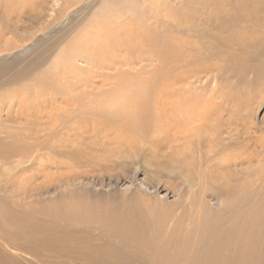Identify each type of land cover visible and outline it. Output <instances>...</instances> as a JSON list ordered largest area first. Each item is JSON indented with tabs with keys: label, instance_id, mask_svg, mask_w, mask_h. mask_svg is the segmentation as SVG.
Returning a JSON list of instances; mask_svg holds the SVG:
<instances>
[{
	"label": "rangeland",
	"instance_id": "rangeland-1",
	"mask_svg": "<svg viewBox=\"0 0 264 264\" xmlns=\"http://www.w3.org/2000/svg\"><path fill=\"white\" fill-rule=\"evenodd\" d=\"M163 1L166 0H0V68L6 61L19 59L0 73V135H16L26 128L34 132L43 130L59 118L64 120L57 124L66 126L65 133L48 140L54 152H40L35 161L31 159V163L22 165L24 173L21 168L11 170L0 165V221L6 216L3 209L7 208L10 214L13 210L28 211L47 222L56 218L55 224L68 228L71 238H81L85 232L99 245L100 230L108 229L100 217L106 224L111 222L110 226L115 218L127 224L145 218L151 224L145 228L157 237L165 229L177 231L181 201H186L185 206L194 197L200 201L201 193L211 187L236 185L237 189H244L255 182L264 183V69L260 71V81L254 80L253 86L244 81L248 78H237L231 72H225L222 81L212 79L211 75L210 82L202 74L193 88L175 79L168 80V74L162 75L157 69L164 62L162 58L151 50L150 53L146 45H138L139 49L132 47L131 42L141 38L134 33L137 26L147 29L149 21L161 19L164 30L165 24H174L166 18L167 13L173 15L177 6H188L187 0H169L166 6ZM227 1L222 0V12L233 11L231 16L235 19L241 13L240 8L234 7L240 0ZM246 1L254 0L241 4L251 12ZM228 5L230 9H224ZM230 24H239L240 28L233 34L222 29V41H228L222 45V68L229 64V53L235 56L243 49L251 53L253 49L246 45L247 40L259 39L264 33V26L259 27L246 17ZM125 58L130 61L125 62ZM235 58L230 67L244 70L247 63ZM92 61L97 65H90ZM105 62L111 65L107 68ZM252 66H264V58ZM151 74L156 81L142 83L153 78ZM248 77L253 78L251 74ZM164 78L166 85L161 81ZM205 85L208 87L204 91L201 88ZM214 90L217 91L213 93ZM184 91L188 93L183 94ZM70 94L76 99L70 98ZM160 95L165 97L160 99ZM141 108L147 109L145 115H141ZM189 127L193 130L187 131ZM225 166L231 169L225 170ZM49 177V184H44ZM66 180L68 186L59 190L61 184L66 186ZM22 181L27 184L21 188ZM38 185L50 190L46 188L44 193L45 186L36 188ZM37 191L41 198L38 202L37 196H33ZM211 203L218 205L216 199ZM231 203L232 200H222V211ZM59 213L62 216L58 218ZM92 214L97 215L99 224L89 218ZM163 225L167 226L164 230ZM14 230L16 234L0 222V250L9 252L7 255L21 264L84 262L82 256L66 248L40 247V252L30 245L32 251L40 253L39 258L23 251L25 246L12 250L23 237L21 229ZM8 234L19 238L9 240ZM78 242L84 244L82 240ZM118 245L123 249L117 255L128 259V249L122 243ZM85 246L94 249L93 245Z\"/></svg>",
	"mask_w": 264,
	"mask_h": 264
},
{
	"label": "bare ground",
	"instance_id": "bare-ground-1",
	"mask_svg": "<svg viewBox=\"0 0 264 264\" xmlns=\"http://www.w3.org/2000/svg\"><path fill=\"white\" fill-rule=\"evenodd\" d=\"M152 1H156V0H152ZM168 1L169 0L163 1L165 6L168 4L167 3ZM243 1L245 0H240V3L238 5L236 4V6L232 4L234 7H236V10L238 8L241 9L240 15L235 19H233V16H231L233 11L222 12V0L221 1L220 0H202V1L187 0L188 3L186 5L189 6L192 3L196 5L191 6L190 8H188V6H182L180 9L177 6V12H175L173 15H171V12L168 13L166 12L167 13L166 18H170L174 22L172 26L171 25L166 26L165 24V28L163 30V27L161 25V23L163 22L159 21L161 19H158L156 16L155 17L158 19V21L157 22L149 21L148 22L149 25H147V29L146 27L141 25L137 26L134 30V33L135 34L137 33L139 38L140 37L141 38L139 39V41H131L133 43L132 47L139 48L140 45H142L143 48H145L146 46L149 47V52L151 50V52L155 53L156 56L162 58V62L164 61L162 64L161 63L159 64L160 67L157 68L158 72L162 75L168 74L167 76L168 80L169 78L178 80L179 84H183V85L187 84L193 88L194 85H197L195 83H197L201 78H203L201 77L202 74L205 76L204 78H207V81H209V79L211 80V78L222 81V79L226 77L225 72L228 73L231 72L229 74H235L237 78L241 77V79L243 80L245 78H248V80H244V81L248 82L249 85L253 86L255 84L254 80L260 81L259 79H261L260 78V76L262 75L261 73H264V72L260 73V71L264 69V66L262 67L252 66L254 62L256 63L259 61L260 58H264L262 57L264 56V33L259 39L247 40L248 44L246 45L250 46L253 49L251 53H248L249 51H247L246 49H243L241 53L239 52L235 56H233V53H229V55L231 56L229 64L226 68H222V56H224L222 55V45H224L223 41L228 43L226 39H223L222 41V29L225 28L227 31L233 34L234 32L237 31V29L240 28V26L239 24L237 26H235V24L231 25L230 22H233V20L240 21V17H246V20L248 19L254 20V22H256V25L259 27L264 26V0H254V2L252 3L246 1V4L248 5V8H250L251 12L247 10V6L245 7L241 6ZM154 4H157V2ZM229 6L231 5L224 7V9L226 8L230 9ZM150 7L152 8L153 6ZM157 8H159V5ZM158 11H159L158 13L160 14L161 10ZM169 11H171V7H169ZM156 12L157 11L155 10L154 13L156 14ZM151 15L152 12L150 13V16ZM222 15L224 16L222 17ZM155 17L154 19H156ZM222 21L224 23H222ZM252 27L254 26L252 25ZM231 29H233V31ZM126 37L127 36L125 35L124 38ZM88 48H90V46ZM82 53L83 52H81V55H83ZM241 54H244L245 57L241 58L240 56ZM232 58L238 60L239 58H241L244 64L247 63L245 69L242 71H238L235 65L234 68L233 67L231 68L230 62ZM125 59H126L125 62L127 63L130 61V59L129 61L127 60V58ZM211 60H216L218 63L211 62ZM13 61H19V59H13L8 62L6 61L4 67L0 68V73L2 72V70L9 69L12 66ZM147 62L149 65L153 64V61L151 62L147 61ZM94 63H96V61H92V63L89 64L92 66L97 65ZM105 65H107L108 68V66L111 64L110 63L106 64L105 62ZM110 68L108 70L112 71L113 68L112 69ZM184 68H187V71L183 72ZM188 68L190 70H188ZM250 74L253 76V78L248 77ZM151 75H153L154 80L153 78H147L144 79L143 82V80L141 79L142 83L145 84V81H149L150 83L156 81L154 74ZM125 76H123V78ZM142 76L145 77V75ZM209 76H211V78H209ZM163 80H164V85H166L167 78L161 79V81ZM45 83L47 84V81H45ZM140 83L136 82V84H140ZM49 86H51V84ZM156 86L159 87L160 84H156ZM207 87L208 85H205L201 89L205 91ZM151 90L155 91L156 97L159 96L156 93L157 91L156 87L152 89V85H151ZM215 91L217 90H214L213 93H215ZM101 92L102 89H100V94ZM185 93L187 94L188 92L184 91L183 94ZM160 94L163 93L161 92ZM68 96H70V98L76 99V97L72 96V94ZM161 96L163 97L164 95H160L159 97L160 99L162 98ZM152 97H154V93ZM180 104H182V102ZM146 110L147 109L145 108L144 110L143 108H141L142 111L141 115L142 114L145 115L147 113L145 112ZM122 111L123 110H121L120 112ZM84 113L82 118L84 117ZM175 114L177 115L179 113L177 112ZM68 118H71L69 117V114H68ZM135 119H137V117ZM192 119H194V116H192ZM59 120H64V119L59 118L57 122ZM57 122L53 123L49 128L43 130H37L36 132L30 130L29 128H26L24 131L22 129L19 130V133H17L16 135L10 132H4L6 136L0 135V165L5 167L8 166L9 169L11 170L21 168V173H24L23 172L24 169L22 165L31 163L32 162L30 161L31 159L35 161L39 157L40 152L43 151L47 152V149H50L52 152H54L55 149L52 148L48 140L51 138H55L58 136V134L65 133L66 131V126L64 125V123L57 124ZM63 125L64 127L61 128ZM54 126L55 128H53ZM193 126L196 128L195 124H193ZM191 127L187 128L188 129L187 131H192L193 127L192 128ZM46 137H48L47 140H45ZM42 160H44L43 157ZM46 165L50 166V164L47 163ZM228 167L229 166H225L224 169L225 170L231 169ZM27 172H29V170H27L26 173ZM208 176L210 177V175ZM50 178L51 177H49L48 180H44L43 183L49 184ZM67 180H66V186L65 185L62 186L61 184L59 190H61L63 187L68 186ZM26 184H27L26 182L22 181L20 183V185H22L21 188L25 187ZM204 185L206 187V184ZM240 185L245 186L246 184H240ZM250 185L251 186L249 187H244V189H241L242 187L237 189L238 186L235 187L236 185H232L226 188L225 187L222 188V186H219L217 189L214 188L211 189L212 188L211 187L208 190H205L201 193L200 201L196 200V198L194 197L192 201H189L188 203L189 205L187 204L186 206H185L186 201L185 200L181 201L179 203L180 204L179 207L181 208L182 212L178 216L176 222L178 226L176 227L177 231L166 230L165 228H167V226L165 225L164 227L163 225V230L165 229V231L162 232L160 231L159 234L157 233L158 234L157 237L151 235V233L154 231L152 232L149 230L147 231V229L145 228V226H149L150 224L148 219L145 218L140 219L141 221L137 219L139 220L140 223L136 222L135 220H131L130 222H128V224L127 222L125 223L124 220L122 221L121 219L115 218V220L112 222L113 226H110L111 222L110 223L108 222V224H106L105 219L100 217L99 219L102 225L104 227L107 226L108 229L100 230L99 233L100 237H98V240L101 241L99 245L94 244L93 241L95 239H92L85 232H83L81 238L78 235H74L73 238H71L72 232L68 231V228L63 227L58 223L55 224L57 222L55 220L56 218H53L54 220L50 218L51 221L47 222L41 218H37L36 216H33L35 213H33L32 215L28 211L13 210V214H10L9 211L8 212L6 211L7 208L3 209L5 211L6 216H4V218L0 222H5V227H8L10 229L12 228L14 233H15L14 227H18L19 229H21L20 235H23V237L20 236L22 238L20 243L14 244V246H12L13 248L12 250L16 251L25 246L26 248L24 249L22 248L23 251L28 252L32 256H36L38 258H39L38 255H40V253L37 254L35 251H32L33 249L30 248V245L37 247L40 250V252H41L40 247L45 249L51 247L52 248L59 247V249L66 248V250L75 252L80 256H82L81 258L84 259V262L81 264H264V183L257 184L255 182L254 184L252 183ZM40 186L38 185L36 186V188L38 187L43 188L45 185H40ZM212 186H214L213 183ZM44 188L45 190L43 191L45 193L46 188L47 189L49 188L47 186H45ZM33 196H37L35 197L37 199L40 196L39 191H37L36 195ZM40 199L35 201L36 202L41 201ZM213 199H216L218 201L217 206L211 203ZM222 200H228V201L232 200L230 207L229 208L224 207L223 211H222ZM194 208L197 209L196 210L197 212L195 214L192 212L193 211L192 209ZM62 213H64V211H62ZM62 213H59L58 214L59 216L57 217L59 218L60 216H62ZM89 218L96 219L94 223L96 222L98 223L99 219L96 214L95 215L92 214V216ZM153 221L155 222V220ZM154 222L153 224H155ZM126 227L128 230L127 234H126L127 231ZM15 234H8L9 240L11 239V237L19 238ZM105 235L107 238L108 237L110 238L107 240L105 238ZM114 239L116 240V242L114 241ZM80 240H82L84 244L78 242ZM69 242H72V245L68 244ZM118 243H122L123 246L126 249H128V251L125 252L127 253V255H129L128 259L126 258L124 260L117 255L118 253L121 254L123 249L122 246L118 245ZM66 245L68 247H66ZM85 245L88 246L93 245L94 249L87 248ZM7 254L0 250V264H21L17 262L15 259L10 258L8 256L9 254L8 255ZM61 255L62 257L66 258V254H64L63 256L62 253ZM109 260L111 262H109Z\"/></svg>",
	"mask_w": 264,
	"mask_h": 264
}]
</instances>
